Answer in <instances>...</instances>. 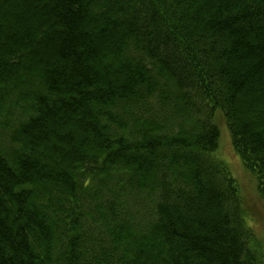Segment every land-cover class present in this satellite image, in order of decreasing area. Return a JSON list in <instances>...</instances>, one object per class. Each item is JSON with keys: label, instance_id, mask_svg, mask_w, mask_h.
Here are the masks:
<instances>
[{"label": "trees", "instance_id": "16d2710c", "mask_svg": "<svg viewBox=\"0 0 264 264\" xmlns=\"http://www.w3.org/2000/svg\"><path fill=\"white\" fill-rule=\"evenodd\" d=\"M219 119L264 204V0H0V264H264Z\"/></svg>", "mask_w": 264, "mask_h": 264}, {"label": "rangeland", "instance_id": "374dc122", "mask_svg": "<svg viewBox=\"0 0 264 264\" xmlns=\"http://www.w3.org/2000/svg\"><path fill=\"white\" fill-rule=\"evenodd\" d=\"M218 128L220 131V145L219 152L214 154V157L220 160L224 159V163L228 165L229 171H231L232 177L239 182L240 190L244 195L243 201L246 205V216L245 222L251 228L254 229L257 235L261 238L264 235V204L260 202L257 197L258 191H256V181L253 180L250 172L244 169L240 160L236 158L233 154L232 149L230 148L229 138H228V129L223 126V122L219 119ZM220 158H218V156ZM227 160V161H225Z\"/></svg>", "mask_w": 264, "mask_h": 264}]
</instances>
